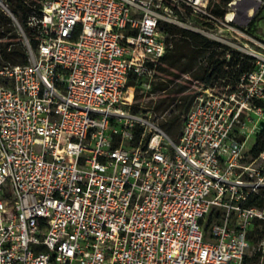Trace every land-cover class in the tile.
<instances>
[{
  "label": "built area",
  "instance_id": "2783aa9c",
  "mask_svg": "<svg viewBox=\"0 0 264 264\" xmlns=\"http://www.w3.org/2000/svg\"><path fill=\"white\" fill-rule=\"evenodd\" d=\"M21 1L34 46L0 0L28 50L0 65V264H248L264 219L246 206L260 187L246 143L264 128L251 120L264 116V41L249 27L264 0H230L223 16L220 0ZM184 13L226 44L220 70L195 77L200 61L154 92ZM180 83L192 104L174 139L171 108L136 93Z\"/></svg>",
  "mask_w": 264,
  "mask_h": 264
},
{
  "label": "trees",
  "instance_id": "16d2710c",
  "mask_svg": "<svg viewBox=\"0 0 264 264\" xmlns=\"http://www.w3.org/2000/svg\"><path fill=\"white\" fill-rule=\"evenodd\" d=\"M10 8L17 16L22 24L27 36L30 38L31 44L34 46V39L32 32L27 28V17L30 9L21 0H9ZM230 0H220L214 4L211 11L217 16H223L226 11L227 2ZM168 30L178 39L174 41V46L162 58L161 64L158 68L159 74L164 75V81L159 80L154 85V92L158 90L168 89L176 78L181 73L192 72L198 62L205 61L207 66H201L194 72L195 77H200L209 69L215 71L220 70L218 63L221 53L216 51L217 43L211 41L207 37L188 29L177 28L169 25ZM0 65L3 64H26L28 61V50L24 43V38L20 35L13 26L11 19L5 14H0ZM224 51H222V54ZM234 62L237 64L241 62L243 70L247 69L248 60L240 59L233 55ZM186 89L185 85L175 84L159 99L155 104V109L158 112H165L171 108L172 115L163 121V128L174 139H177L179 132L183 125L182 116L189 110L192 101L188 97H178ZM139 98L138 92L136 99ZM153 102L148 106H152ZM259 133L255 144L250 152L251 156L256 159L262 151H264V128ZM264 173H260L263 175ZM246 206H258L264 208V188H260L258 194L252 195ZM264 238V219H255L253 225L248 233V239L251 242H258ZM248 264H264V255L261 249L256 252L255 257L248 259Z\"/></svg>",
  "mask_w": 264,
  "mask_h": 264
},
{
  "label": "rangeland",
  "instance_id": "374dc122",
  "mask_svg": "<svg viewBox=\"0 0 264 264\" xmlns=\"http://www.w3.org/2000/svg\"><path fill=\"white\" fill-rule=\"evenodd\" d=\"M180 21L183 24H170L172 26H175L177 28H182V29H188L191 31H194L196 33L201 34L200 32L196 31L195 28H204L205 25V20L190 14V13H184V15L181 17ZM249 32L252 33L253 36H255L257 39H259L260 41H264V11H261L253 20L252 25L249 27ZM203 36H205L204 34H201ZM208 39H210L211 41L217 43L219 46H225L226 44L221 43L218 40L212 39L208 36H205ZM178 39L176 36H174V41ZM2 41V40H1ZM234 60V58H233ZM158 77L160 78H165L164 75L162 74H158ZM180 84H184V83H180ZM185 85V84H184ZM139 98L136 99L137 102H141L144 101V103L146 105H148L151 102H156L159 101V99L163 96L158 97L157 99L153 98V96L151 95H143L141 93V91H137ZM137 94V93H136ZM252 122L254 123L255 120H259L261 124L264 123V116L261 115L260 117H256L254 116V118L251 119ZM263 129L261 128L258 132L255 133V135L253 134L247 141L246 143V151H248L247 153H249L246 158H245V163H250L252 165V168L255 169L253 171H258L256 175H254L253 177V181L256 183L260 184V187L258 189V192H256V194H258L260 192V188H264V174L263 175H258L259 173H264V160L263 159H254L250 152L255 144V141L259 135V133L262 131ZM261 249L262 254L264 255V238L261 241L258 242H251L250 243V247L248 249V254H249V259L251 257H255L256 252H258Z\"/></svg>",
  "mask_w": 264,
  "mask_h": 264
}]
</instances>
